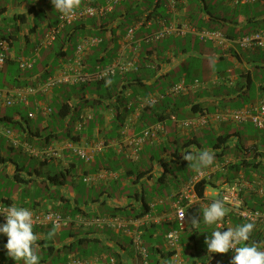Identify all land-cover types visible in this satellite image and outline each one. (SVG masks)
I'll return each mask as SVG.
<instances>
[{
    "label": "crops",
    "instance_id": "1",
    "mask_svg": "<svg viewBox=\"0 0 264 264\" xmlns=\"http://www.w3.org/2000/svg\"><path fill=\"white\" fill-rule=\"evenodd\" d=\"M87 1H90V4L97 8H104L107 5V0H82L75 10L82 8ZM216 1L218 3L214 9H212V5L207 4L206 0L178 1L177 20L207 30L205 26L196 24L194 20L200 19L206 23L210 14H229L230 10L229 16L231 18L237 17L235 20L237 26H232V28L240 31L236 38H232L237 39L243 35L242 32L245 33L247 20L264 19V0L257 1L259 14L251 17L246 16L245 13H238L237 7L239 5L234 6L225 0ZM124 3H126L125 7L122 6ZM137 3L138 0H123L114 5L111 12L106 14L107 17L102 18L103 28L100 27L97 19L96 21L93 19L77 21L65 27L63 30L69 39L74 40L76 36L79 38L69 44L68 47L71 48V52L68 53L67 48L65 58H58L50 62L44 57L46 48L41 46V42L55 26L54 23L60 13L54 9L51 0H9V4L7 0V4L0 7V35L14 32L15 18L26 15L25 23L17 22L16 41L13 45L6 46L4 49L0 48V52L4 54L6 59L0 70V74L4 78L2 81L3 90H7V88L37 89L40 84L47 80H43L44 78L39 75L40 71L43 72L44 68L42 69V67L44 66L52 71L49 77L61 72L70 73L69 69L75 59L76 45L83 39L99 41V37L102 36L107 40L109 45L107 54L104 55L105 64L103 66L105 67L117 57L123 46L124 36L128 30L126 24H130V22L131 26L136 23L143 24L134 34V43L139 44L137 68L140 67L138 73L143 86H134L131 89L125 85L121 94L127 106L122 119L123 124L120 127L116 126L118 125L116 122L117 104L113 102L107 108L105 107L106 104L92 108L82 106L65 121L53 122L50 114H45L44 109L47 107L51 111L55 104L63 100L60 95L62 90L60 87L67 86V91H69L68 87L73 85H61L46 94L34 90L27 95V101L16 102L10 108H4L0 105V127L12 132L11 137L0 136V159H6L4 163L0 164V174L6 179L7 184H13L16 187L12 194L1 193L0 202L4 201L10 206L24 207L32 212L58 213L71 221L61 229L52 227L33 228L37 235L35 243L38 247L35 248V251L40 257V264H48L45 254H48V259L62 257L64 259L62 264H66L73 257L93 264H109L111 259H114L115 264H172L171 254L166 244V235L171 230L178 232L182 257L186 264H190L187 259L193 258L194 252L186 251L187 247L191 248L193 245V242L187 240L188 235L196 236L202 243V237L205 233L209 237L211 231L218 230L221 226L226 229L244 224L232 211L233 204L223 201L219 196L220 191L235 184L244 187L240 192L243 203L246 206H252L255 211L264 213L262 170H254L250 180H247L244 176L246 169L240 168L235 171L229 168L234 163L238 164L249 152L246 148L248 150L255 149V153L264 156V130L258 129L257 137L251 140H248L247 134L244 133V125L233 123L213 124L196 131H184L180 128V123L192 120L198 115L191 110V106H184L176 112L167 109L163 112V116L166 117L162 120L155 118L152 122H144L142 115L139 118L134 116L138 107L143 108L140 109L141 114L144 112L145 107L148 106V99H156L155 102H158L168 97L171 100L177 98L168 96L160 99L170 87L182 82L191 88L181 96H185L193 104H199L209 112L214 113L217 109L234 111L244 107L256 108L264 96L262 83L264 78L258 74L255 67L264 68V62L249 65L243 61L241 56L242 62H238L225 50L208 42H200L192 35L186 37L170 36L174 37L177 43L167 37L158 43L146 44L143 38L158 30L160 22H170L171 15L165 9L163 0H155L149 8L136 15L133 7H136ZM32 7L42 10L43 18L39 22L33 15L28 14ZM152 10L155 12L149 16ZM109 14L113 15L112 19L108 18ZM194 40L200 44H209L210 48L196 46ZM16 42L17 50L14 46ZM28 47H31L32 50ZM111 51L114 53L110 56ZM234 52L238 55L247 53L240 50ZM147 54L148 56H145ZM196 60L202 61L203 66L207 62L222 63L226 65V68L224 71L211 72L207 77L199 76L200 78L189 77L187 72H178L176 81L162 86L161 80L168 77L172 71H178V68L186 64L187 67H191L193 61L196 62ZM44 63L47 64L43 65ZM83 72L89 73L85 70ZM133 73L135 72L129 74ZM246 74L252 77L251 89L246 91L245 88L241 90V87H237L235 90L236 83L243 82L245 79L242 78V75ZM194 82H197V86L192 85ZM150 90L152 92H149ZM94 96L88 95L87 98ZM241 97L247 101L243 105ZM71 102L74 106L77 105L78 101L73 98ZM232 105H236V107H232ZM7 110H11V112L8 113ZM86 110L92 113V120L85 125L81 132L74 133V123L77 117ZM122 110L120 108V112ZM10 123L11 125H9ZM155 123L162 124V130L158 136L155 139L146 140L142 144L137 159L128 158L127 156L132 153V149L124 146L123 131H125V136L139 137L146 127ZM68 124L69 131H65L63 128V132L56 139L52 137V139H47L46 143L47 129L52 130L53 125L60 126L61 129L62 126L66 127ZM64 133H68L67 136ZM210 134L214 137L215 142L210 140ZM40 135L42 137L39 138ZM224 136H230V138L223 142L220 138ZM68 142L74 143L75 147L84 149L89 156V161L81 160L73 149L66 146ZM99 142L104 143L103 151L93 153V146ZM216 143L220 145L214 148ZM207 145H211L210 148ZM28 147L35 150L56 147L60 151V156L59 158L41 160L29 153ZM198 149L211 150L215 156L213 164L200 171H194L186 178L171 176L170 165L185 169L191 162L184 160L183 155L187 152L196 155ZM13 150H17L22 156L37 160L42 169H31L25 166V159H23L25 157H20V161L9 158L8 152ZM143 154H148L149 167L136 173L125 168L127 162L134 167L142 165ZM253 162H260L261 166L264 167L263 157L257 158ZM59 172L65 174V182L62 186L55 187L47 179L48 176ZM99 172L107 173L104 180L90 186L83 183V176H93ZM140 172L145 174H138ZM197 172L206 174V177L201 181L207 183L203 189L202 198L197 197L195 187L189 185ZM137 175L139 176L138 180ZM173 178H175L174 181ZM39 185L48 192L47 199L32 197L36 192L35 186ZM158 185L166 188L165 191L161 190L165 196L155 197L151 202H146L145 187L154 191ZM187 187H189V192L186 193L185 188ZM98 188L100 189L97 200L94 199L83 204L78 202L80 198L83 199L88 193ZM128 188H134V192H125L124 189ZM115 194L121 196L117 203H114L112 199ZM180 200L185 211V220L181 224L172 217L174 205ZM214 200L224 202L227 209L226 216L217 224L207 225L211 230L203 232L201 230L204 226L202 211ZM106 202L110 204L108 206L113 212L101 216L99 209L106 205ZM259 207L260 210L257 209ZM137 209L140 212L133 216L129 214L132 210ZM106 218H117L126 224L139 220L138 230L141 233L142 245L147 251V263L135 256L132 240L125 230L101 227L95 222L97 219ZM193 219L201 222L196 228L192 226ZM162 227L166 229V232H162ZM64 228H69V233L67 237L57 243L55 236L61 237ZM129 228L134 231L137 227L134 224L132 226L129 224ZM254 229L253 233H256L258 229ZM81 239L91 240V242L85 246L79 241ZM6 241V236L3 238V242L0 240V252L8 257L4 245H1V243L5 244ZM203 243H205V239ZM65 255L69 256L66 258ZM216 255L217 264H231L233 253L230 251L224 254L216 253ZM9 262L11 263L12 260ZM3 263L4 260H0V264ZM13 264L16 262L14 261Z\"/></svg>",
    "mask_w": 264,
    "mask_h": 264
},
{
    "label": "built area",
    "instance_id": "2",
    "mask_svg": "<svg viewBox=\"0 0 264 264\" xmlns=\"http://www.w3.org/2000/svg\"><path fill=\"white\" fill-rule=\"evenodd\" d=\"M123 0H107V5L104 8H97L90 4V1L80 9H77L71 15L59 14L57 17L56 25L50 30V32L45 36L41 42V46L44 48L50 47L55 41L57 35L65 27L77 22L84 21L87 19H101L107 13L111 12L114 5L119 4ZM234 6L238 5H248L256 4L258 0H225ZM165 9H167L168 14L171 15L170 22H160V27L158 30L146 35L143 41L146 44H154L164 40L170 36L186 37L189 35L194 36L200 42H208L213 44L217 48L223 50L232 49L234 51L240 50L244 52H252L255 50L264 51V31L263 32H252L249 34L242 35L237 39H230L224 36L219 31H209L205 29H199L192 26L189 23L179 22L177 20V6L178 0H163ZM142 23H136L131 28L128 29L126 35L124 36L123 46L118 53L117 57L105 67L98 68L92 73H85L83 62L88 55L89 51L99 44L96 39H83L77 45L75 49V59L72 63V67L69 69L70 73L61 72L58 75L48 77L47 80L35 88H14L3 90L0 89V105L4 108L12 107L16 102L27 101V95L32 93L34 90H39L43 94L48 93L54 88L61 85H81L93 82H107L116 75H125L132 72H136L137 59L139 52V44L134 43L135 32L142 27ZM6 47L5 43H0V48L4 49ZM5 61V56L0 52V70L2 69ZM197 86V82L192 84ZM190 86L185 85L183 82L178 83L170 87L160 99L173 96H180L190 90ZM156 99H148L147 105L154 104ZM140 109L138 107L134 112L135 118L141 116ZM45 114H50V109H44ZM92 120V113L88 110L82 112L76 119L74 123V133L81 132L85 125ZM251 123L255 128L264 130V96L260 100L256 108L244 107L240 110H230L222 109L217 110L214 113H205L202 115H197L192 120L183 121L180 123V128L184 131H196L213 124H226L233 123L236 125H245ZM162 130L161 123H155L154 125L146 127L139 137L125 136V131H123V141L125 147H130L132 153L127 157L131 159H137L138 153L141 149L142 144L149 139H155L159 132ZM12 132L9 129H4L0 127V136L11 137ZM75 151L76 155L83 161L88 162L89 156L84 149L80 147H75L74 143L68 142L66 145ZM104 149V143L99 142L93 146V153H101ZM28 152L33 154L35 157L41 160H48L53 158H59L60 151L56 147H46L40 150L31 149L28 147ZM107 173L99 172L93 176H83L82 181L86 185H94L104 180ZM206 174L204 172H197L189 182L191 187H196L204 178ZM243 185H232L220 191L219 196L225 202H231L233 204V212L238 219L248 223L252 222L255 227H258L264 234V213L255 210H249L244 206L243 200L240 198V192L243 190ZM189 187L185 188V192H189ZM10 206L4 202H0V209ZM34 227L46 228L52 227L55 229H61L66 227L71 221L68 218L63 217L61 214L54 212H32ZM172 217L177 223H183L185 220V211L181 205V200L174 205V212ZM5 218L0 216V224L5 223ZM96 224L98 226H106L108 228L125 230L131 238L132 246L134 249V254L137 258H140L147 263V251L142 245L141 233L138 230L140 225L139 220L132 221L130 226L134 224L137 227L134 231L130 230L129 224L124 223L122 220L117 218H106L97 219ZM33 227V228H34ZM221 231H226V229L221 226ZM166 244L170 251V259L172 264H186L182 254L181 246L179 245V234L175 230H171L166 235ZM233 253L232 250H230ZM216 253H208L205 264H217ZM66 264H93L89 261L71 258ZM109 264H115L114 259L109 261Z\"/></svg>",
    "mask_w": 264,
    "mask_h": 264
},
{
    "label": "trees",
    "instance_id": "3",
    "mask_svg": "<svg viewBox=\"0 0 264 264\" xmlns=\"http://www.w3.org/2000/svg\"><path fill=\"white\" fill-rule=\"evenodd\" d=\"M178 1H181V0H178ZM212 9H214V8H212ZM224 10H225V8H224ZM154 12L155 11L152 10L150 12L149 16L152 15ZM28 14L33 15L36 18L37 22H39L43 18L42 17V14H43L42 10H37L35 7H32L28 11ZM59 14H61V13H59ZM105 16L107 17V15H105ZM112 17H113L112 14L108 15L109 19H112ZM102 18L99 19V21H98L100 23L101 28H103V26H102V20L103 19ZM236 18L237 17H235V16L231 18L228 13L223 14V15L213 13V14H210L209 17H207L206 23H204V21L200 20V19L194 20V22L198 25L205 26L207 28V30H209V31H219L224 36L232 39V38H236L240 32L236 28H232L233 25L237 26V21H235ZM93 20L96 21L95 19H93ZM25 21H26V15L17 16L15 18V30H14V32H12L11 34L0 35V43H5L7 47L12 46L14 41H16L17 22L21 24V23H25ZM191 22H192V20H191ZM56 23H57V19H56V22L54 24L56 25ZM130 24H131V22H130ZM130 24H126V29L127 28L129 29L133 26V25L131 26ZM104 25H106V24H104ZM248 25H253L254 29L257 28L255 31H252V32H256V31L263 32L264 31V19L263 20L256 19V20H252V21L247 20L245 26H248ZM242 34L245 35L247 33L242 32ZM71 41H72V39H69V36L67 35V33L64 30H61L60 33L56 37V41L50 47L46 48V51L44 53L45 59H47V61L50 62V61H54L58 58H65L67 55L66 49L68 48ZM195 42H194V44L197 46L198 42L197 41H195ZM108 45L109 44H108L107 40L104 39L102 36H100L99 37V44L95 47V49H93L92 51H90L88 53L87 57L85 58V60L83 62L84 70L86 72L92 73L96 69L104 67L103 66L105 64L104 55L107 54ZM225 51L227 52V54L234 57L238 62H242V60L240 59V56H241V58H243V61L249 65L255 64L257 62L258 63L264 62V51H262V50H255L252 52L241 53L239 55L235 54V52L232 49H228ZM147 53L149 54V52H147ZM148 54L145 56H148ZM139 61H140V59H139ZM5 62H6V59H5L4 63ZM47 63H44L43 65H46ZM43 68H44L43 72L40 71L39 75L42 78H44L43 80H45L50 76L51 71L48 70V67L46 68L44 66V67H42V69ZM255 69L258 71V74H261L264 78V68L255 67ZM139 70H140V67L133 74L116 75L107 82H93V83H86V84H81V85L79 84L77 86L76 85L69 86L68 87V88H70L69 91H67L68 90L66 88L67 86H62V88L60 87V89H62L60 91V95L63 97V100L60 101L59 103L55 104L53 109L51 110L50 117L52 118V121L55 123H60L62 121H65L66 119H68L71 116L72 113L77 111L82 106L92 108L94 106L106 104L105 107L107 108L110 106L111 102H113V103L117 104L116 122L118 123V125H116V126L120 127L123 124L122 119H123V116L125 114V108L127 106V103H125L126 101L122 98L121 93L125 89V85L129 86V88H131V89L134 86H138V87L143 86L141 81H140V77H139L140 74L138 73ZM261 70H263V71H261ZM242 78H244L245 80L241 83L237 82L236 86H235V90L237 89V87H241L240 88L241 90L243 88H245L246 91H249L253 85L252 77L249 74H246V75H242ZM262 83L264 86V81ZM3 86L4 85L1 86V83H0V89H2ZM219 89H221V88L219 87ZM263 89H264V87H263ZM149 92H152V90H150ZM88 95H95V96L93 98H87ZM73 98L77 99V101H78L77 105H74V106L72 105L71 100ZM179 98L180 97H177V98L171 100L168 97L164 100H161V101L155 102L154 104L148 105L147 107H145L144 112H142V114H141L142 120L144 122H148V121L152 122V120H154L155 118H156V120H162L164 117H166V116H163V112H165L167 109H171V112H176L178 109L183 108L184 106H191V110H193V112H196V114H198V115H202L205 113H208V114L212 113V112L207 111L203 107H201L199 104H193L192 101L186 99L185 96H181V98H182L181 100H179ZM241 98H242V105H243L246 100L243 97H241ZM120 108L123 109L122 112H120ZM217 110H220V109H217ZM4 118H6V117H4ZM13 124H15V123L13 122ZM9 125H11V123ZM51 129L52 130L47 129L46 138L44 137L46 140V143H47V139H52V137H55V139H56L57 136L59 134H61L60 133V126L53 125L51 127ZM65 131H69V124L66 126ZM67 134L68 133H64L65 136H67ZM40 137H42V135H40L39 138ZM229 138H230V136H224V137H221L220 139H221V141L226 142ZM219 145H220L219 143H216L214 145V148L218 147ZM246 150L249 152L243 157V159L240 160L238 162V164L234 163V164L230 165L229 168L232 170H235V171H238L240 168H243V169H246L250 172H253L254 170L261 169L262 170L261 176L264 179V167L261 166L260 162L259 163L253 162L257 158H260V157L264 158L263 154L255 153V151H254L255 149H249L248 150V148H246ZM5 161H6V159H0V164L4 163ZM7 162H8V160H7ZM106 170L110 171L109 169H106ZM130 171H132V169ZM138 174H145V173L140 172ZM136 178L138 180L139 176L137 175ZM47 181L55 187H60L65 182V174L59 172V173L50 175V176H48ZM206 184L207 183L200 182L199 184L196 185L195 191H196L197 197H199V198L203 197V189L206 186ZM1 202H4V201H1ZM244 206L249 210H253L252 206L249 207V206H246V204ZM262 206H264V204ZM257 209L260 210L261 208L259 207ZM261 213H263V212H261ZM255 228H257L258 231L256 233L252 232L250 234V239H249L248 243L256 242L260 246L261 250H264V235L258 227H255ZM253 231H255V229ZM187 240H189L190 242H193V245L191 248L187 247L186 251H193L194 252V257L187 259V261H189L190 264H197V263L205 264L206 256H207V252H208L206 244L201 243V241H199L198 238L196 236H193V235H188ZM79 241L85 246H87L89 244V242H91V240H87V239L86 240L81 239ZM262 243H263V245H262Z\"/></svg>",
    "mask_w": 264,
    "mask_h": 264
},
{
    "label": "clouds",
    "instance_id": "4",
    "mask_svg": "<svg viewBox=\"0 0 264 264\" xmlns=\"http://www.w3.org/2000/svg\"><path fill=\"white\" fill-rule=\"evenodd\" d=\"M54 9L64 15L73 14L79 7L80 0H51ZM183 159L196 162L197 171L211 166L215 156L211 150L198 149L196 155L187 152ZM227 213V209L222 200H214L202 211L205 225L211 226L220 222ZM0 216L5 218V223L0 224V235L6 236L4 244L7 256L14 260L16 264H40V257L35 251L38 245L35 243L37 235L33 231V213L27 208L15 205L0 209ZM201 222L192 220L193 228L198 227ZM255 224L244 223L236 227L213 230L210 236L205 239V244L209 253H228L233 251L231 264H264V250H261L258 243H248L250 234L253 232Z\"/></svg>",
    "mask_w": 264,
    "mask_h": 264
},
{
    "label": "rangeland",
    "instance_id": "5",
    "mask_svg": "<svg viewBox=\"0 0 264 264\" xmlns=\"http://www.w3.org/2000/svg\"><path fill=\"white\" fill-rule=\"evenodd\" d=\"M80 1H82V0H80ZM154 1L155 0H138L137 6L136 7H133L134 13L136 15L141 14L143 11H145L147 8H149V6H151V4ZM206 1H207V4L212 5V8H215L216 7V4L218 3L216 0L215 1L214 0H206ZM6 4H7V0H0V7H3ZM8 4H9V0H8ZM122 6L125 7L126 6V3H124ZM244 11H246V12H244ZM195 12H196V10H195ZM230 12L231 11L229 10V14H230ZM237 12L238 13H242V14L245 13V15L248 16V17L256 16V15L259 14V6L257 4H255V5L254 4L239 5L237 7ZM244 30H245V33L252 32L254 30V27H253V25H248V26H245V29ZM78 38L79 37L76 36L75 39L72 40L71 44L75 40H77ZM170 40L175 41V43H177V40H175L174 37H170ZM197 44H198V46L205 47L206 49L207 48H210L209 47V44H207V45L200 44V43H197ZM14 46H15V49L17 50L18 49L17 42L14 44ZM28 49L32 50L31 47H28ZM67 51H68V53H70L71 52V48L68 47ZM113 53L114 52L111 51L110 52V56L113 55ZM204 64L205 65L203 66L202 61L200 62L199 60H196V62L193 61V63L191 64V67H187L186 66L187 64L186 65H182L180 68H178V71H172L170 73V75L168 77H166V78H163L160 83L162 84V86H166V83H170V82L176 81L177 80V77H178V74H179L178 72H180V73L187 72L188 75H189V77L192 76V77L200 78L199 76H201V77H204V76L207 77L211 72L220 71V70L224 71L225 68H226V65H224L222 63H216L215 64V63L207 62V63H204ZM3 80H4V78L0 74V83H1V86L4 85V84H2V81ZM179 97H180L179 100H181L182 99L181 98V95ZM186 99H188V98H186ZM232 107H236V105H232ZM7 112L10 113L11 110H7ZM63 128H65V130H66V127L65 126H62L61 129H60V133L63 132L62 131ZM243 128H244V131H245L244 132L245 135L247 134L248 140H251V139L257 137V132L259 130L257 128H255L250 122L248 124H245L243 126ZM71 131L73 132V130H71ZM203 133H206V132H203ZM60 137H62V136H60ZM210 140L212 142H215V139L212 136V134H210ZM245 141H246V139H245ZM207 146H209V148H210L211 145H207ZM8 155H9V158H14L17 161H20V157H25V158H23V159H25V162H24L25 163V166H27V167H29L31 169H33V168L39 169V170L42 169L40 167V165H39V163H38L37 160H35L33 158H28L27 156H22L21 153L18 152L17 150H13L11 152H8ZM142 160H143L142 161V165H140L139 167H134L131 163L127 162L125 164V168L126 169H132L134 171V173L139 172V171H142V170H145L147 167L150 166V163L148 161V154H143ZM195 165H196V162L195 161L194 162H191L185 169H180V168H177L176 166L170 165L171 166V169H172L171 176H173V177H184V178H186L189 174H191V173H193L194 171L197 170V167ZM244 176H246V179L247 180H250V178L252 177V172H250L248 170L247 171L245 170L244 171ZM174 179L175 178H173L172 180L174 181ZM14 188H16V187L13 184H7L6 183V179L3 176H1V174H0V194L1 193L2 194H12L13 191H14ZM35 188H36V192H35V195L32 196L33 198H35V199H37V198L45 199L46 198L47 199V193L48 192L45 190V188L43 186L39 185V186H35ZM99 189L100 188H98L97 190L94 189L93 192H91V193H88L87 192L88 193L87 194L88 196L86 195L83 199L80 198L78 202L80 204H83L84 202L89 203L91 200H94V199L97 200V194L99 193ZM155 189L156 190L152 191L149 188L145 187L146 202H151L152 200H154L155 197L158 198V197L165 196V193H162L161 190L165 191L166 188H162V186H159L158 185V186L155 187ZM124 190H125V192L127 191V193L134 192V188H128V189H124ZM210 191H212V190L210 189ZM23 195H25V194L23 193ZM120 197H121L120 195L115 194L112 197L113 202L114 203H117ZM103 200H106V199H103ZM107 202H106V205H104L103 207H100V209H99V211H100L99 214L101 216H105L106 214H109V213H112L113 212L112 210H110V208H109L110 206H108L110 204L107 203ZM138 212H140V210H138V209L137 210H132L131 212H129V214L131 216H133V215L137 214ZM119 215H120V213H119ZM203 225L204 226L201 229L203 232H208V231L211 230L210 227H207V225H205L204 223H203ZM161 229H162V232H166V229L164 227H162ZM68 233H69V228H64V230H62L61 237L58 238L57 236H55L56 242L58 243L63 238L67 237ZM4 237L5 236L0 235L1 242H3V238ZM206 238H208V234L205 233L203 235V237H202L203 242H204V239H206ZM1 245H4V244L1 243ZM42 255H43V253L41 254V256ZM3 256H4V258H3ZM45 256L47 257L48 264H62L63 263V260H64L62 257H59V258L54 257L52 259H48V257H49L48 254H45ZM65 256L67 258L69 255H65ZM2 259L4 260V263L3 264H13L14 263V260L9 259L8 257H6V255H4V254H2L0 252V260H2ZM11 260H12V262L10 263L9 261H11Z\"/></svg>",
    "mask_w": 264,
    "mask_h": 264
}]
</instances>
